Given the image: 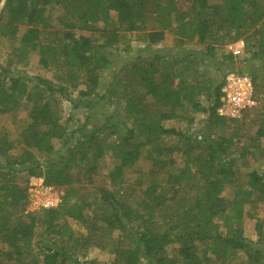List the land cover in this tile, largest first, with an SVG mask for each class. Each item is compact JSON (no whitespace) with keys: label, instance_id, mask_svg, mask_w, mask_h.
Instances as JSON below:
<instances>
[{"label":"trees","instance_id":"1","mask_svg":"<svg viewBox=\"0 0 264 264\" xmlns=\"http://www.w3.org/2000/svg\"><path fill=\"white\" fill-rule=\"evenodd\" d=\"M1 3L0 112L15 130L0 122V264H264V217L255 240L244 224L246 204L264 201V170L249 160L264 124L240 146V119L218 112L235 70L225 47L243 39L264 66V0ZM129 32L140 45L117 60ZM34 60L53 77L31 73ZM249 72L257 99L264 72ZM108 157L111 185L91 188ZM33 178L59 190L58 206L26 212ZM93 246L111 258L89 260Z\"/></svg>","mask_w":264,"mask_h":264},{"label":"rangeland","instance_id":"2","mask_svg":"<svg viewBox=\"0 0 264 264\" xmlns=\"http://www.w3.org/2000/svg\"><path fill=\"white\" fill-rule=\"evenodd\" d=\"M2 5L3 3H1L0 9ZM187 5H188L187 2H181V7H186ZM172 40H173V35L169 33L167 36V39L163 43L171 44ZM126 42H131L134 48L140 45V42L137 40L136 32H132V33L129 32L127 34V37L124 39V41L119 44L120 49L116 53L117 60H119V56L123 58V61H124V57L128 58L130 56L129 53H126L125 51L123 52L121 50L122 48H124ZM192 46L194 47L197 46L199 48V46L201 45L192 44ZM10 47H11V41L5 40L0 48L2 49L1 51L5 53L6 55L7 54L6 51L10 49ZM224 51L226 53H230V51L228 50V46L225 47ZM219 53L221 54V51ZM256 62L257 61L251 59L248 54H242L241 56H235V66L233 68H235L236 71L243 70L247 73H250L249 71H251L252 69H258L259 73L261 74L262 72H264V66L260 64V62L259 63L258 62L256 63ZM27 69H30L31 73H37V74H41L47 77H53V71L51 69H46L45 67L39 66L37 60L32 61L31 64L27 67ZM106 76L108 77V75ZM256 82L260 85L259 88H256L257 96H258L256 106L244 112V115L242 117L243 121H241L242 120L241 118H238L240 119V123L238 122L236 123V121H233L231 123L232 124L231 126H233L234 124H239L240 126H242L241 132L243 134V137H242L243 141L240 144V146H242L243 143L250 145V143H252L253 141V138L256 137L257 129L261 125L264 124V78L260 76L257 78ZM64 105L67 109L66 111L67 114H69L71 103L68 100H64ZM112 107L113 106H111V108ZM85 110L86 109L80 110L76 114L72 122V124H75L76 127L84 121L83 115L85 114ZM103 113H104L103 110H100V112L98 111L96 113L95 120L98 122L101 121L103 119ZM20 114H27V110L25 109L20 110ZM202 116L203 115H200V114L197 115L198 122H196V125H199L201 123L200 119L202 118ZM0 122L6 125L10 130L12 131L15 130V125L13 124L12 116L10 115V113L4 114L0 112ZM166 125L178 126L184 129L187 128L186 127L187 123L185 121L170 120L166 122ZM260 139H261L260 140L261 149L257 150L256 156L249 155V160H250L251 168H259V171H262L264 170V137H261ZM183 160L184 159L179 156L177 165L180 166L183 163ZM115 165H116V161L108 157L107 160L103 163V166L99 174L95 176L97 180H96V183L93 184L91 188L93 187L96 188L99 186H110L111 185L110 172L112 171ZM150 166H151V162L148 159L144 158L136 164L135 168L138 170L140 169L146 170ZM33 181H36V180H33ZM234 190H235L234 186L233 187L228 186L224 190L223 195H231L234 192ZM91 191H93V189H91ZM246 210L250 212L251 215L249 214V215H246L245 217V221H244L245 233L247 237H249L252 240H255L258 238L257 229H256V217L257 216L264 217V201L255 200L252 203H248L246 204ZM72 222L77 229L85 230L77 221L72 220ZM222 229H225L224 225L222 226ZM86 258H88L89 260L90 259H106V258H111V256L107 251L101 250L97 246H93L90 249L88 256ZM246 258L247 256L245 254H240L238 257L237 263L241 264L242 259H246Z\"/></svg>","mask_w":264,"mask_h":264},{"label":"built area","instance_id":"3","mask_svg":"<svg viewBox=\"0 0 264 264\" xmlns=\"http://www.w3.org/2000/svg\"><path fill=\"white\" fill-rule=\"evenodd\" d=\"M245 47L243 39L228 45V50L235 56H241ZM257 104L255 84L251 75L229 71L222 88L221 105L218 112L227 118H241L248 109ZM36 180V181H33ZM62 201L61 193L52 185H46L42 178H33L29 188L26 212L43 208H54Z\"/></svg>","mask_w":264,"mask_h":264}]
</instances>
